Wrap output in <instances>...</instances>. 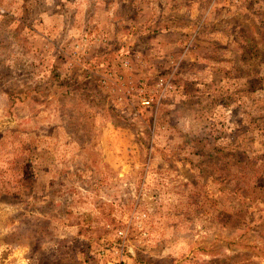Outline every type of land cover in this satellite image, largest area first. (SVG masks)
<instances>
[{"label": "rangeland", "instance_id": "1", "mask_svg": "<svg viewBox=\"0 0 264 264\" xmlns=\"http://www.w3.org/2000/svg\"><path fill=\"white\" fill-rule=\"evenodd\" d=\"M0 264H264V0H0Z\"/></svg>", "mask_w": 264, "mask_h": 264}]
</instances>
